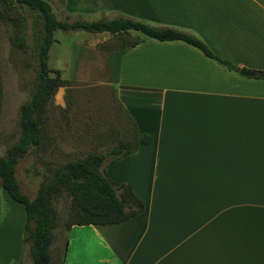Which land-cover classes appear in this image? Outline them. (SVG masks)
I'll return each instance as SVG.
<instances>
[{"label": "crops", "instance_id": "0c3cea01", "mask_svg": "<svg viewBox=\"0 0 264 264\" xmlns=\"http://www.w3.org/2000/svg\"><path fill=\"white\" fill-rule=\"evenodd\" d=\"M63 1L68 13L99 15L91 20L189 32L238 71L183 40L103 49L100 79L117 86L130 134L150 138L105 174L129 185L142 210L120 223L55 228L53 264H264V78L254 76L264 71V0ZM2 103L0 79V112ZM25 224L24 206L0 186V264H31Z\"/></svg>", "mask_w": 264, "mask_h": 264}, {"label": "rangeland", "instance_id": "374dc122", "mask_svg": "<svg viewBox=\"0 0 264 264\" xmlns=\"http://www.w3.org/2000/svg\"><path fill=\"white\" fill-rule=\"evenodd\" d=\"M46 1L57 19L91 20V16L87 19L82 13H68L63 0ZM97 17L99 15L91 18ZM39 26L36 12L14 0H0V79L3 86L0 155L19 137L20 106L29 99L35 83V44ZM140 36L137 32H131L132 38ZM17 37L22 46L15 42ZM114 43L111 33L54 31L48 65L61 70L60 76L65 83L54 91L52 103L46 110L42 143L31 147L15 167L21 190L30 199L35 197L39 185L57 167L67 161L83 158L88 153L105 152L134 132L128 115L118 101L117 86L100 79L101 75L107 73L103 69L106 66L102 65L103 49ZM83 45H90L94 50L79 47ZM77 60L83 69L81 74L74 75L71 67ZM69 205L70 200L64 193L54 198L56 229H65ZM27 259L29 261L30 258Z\"/></svg>", "mask_w": 264, "mask_h": 264}, {"label": "trees", "instance_id": "16d2710c", "mask_svg": "<svg viewBox=\"0 0 264 264\" xmlns=\"http://www.w3.org/2000/svg\"><path fill=\"white\" fill-rule=\"evenodd\" d=\"M26 6L39 16L40 26L36 36V77L28 100L20 106L18 139L0 155V186L10 198L24 206L26 224L23 242L31 264H53L50 245L56 227L54 198L64 193L70 200L65 229L70 226L88 224H115L134 217L142 210V203L134 195L129 185L111 180L105 168L120 157L135 149L139 144L148 145L147 135L137 139L135 134L117 141L105 152L88 153L83 158L70 160L53 170L52 175L39 185L34 198H29L21 190L15 176V167L33 146L42 143L44 137L43 120L48 106L52 103L54 91L64 85L60 69L48 65L49 48L55 30H84L87 32H108L116 43L105 47L108 50L125 49L140 43L145 37L157 40H183L197 47L206 56L229 70L238 67L215 54L197 36L167 26H154L126 16L98 18L91 21L82 19H57L50 3L46 0H14ZM131 32L141 36L132 38ZM17 45L22 46L19 38ZM254 76L264 78V71H254Z\"/></svg>", "mask_w": 264, "mask_h": 264}, {"label": "water", "instance_id": "95a60500", "mask_svg": "<svg viewBox=\"0 0 264 264\" xmlns=\"http://www.w3.org/2000/svg\"><path fill=\"white\" fill-rule=\"evenodd\" d=\"M239 73H240L241 75H245V76H250V75L253 74V72H252L251 70H248V69H246V68H244V67H241V68L239 69Z\"/></svg>", "mask_w": 264, "mask_h": 264}]
</instances>
